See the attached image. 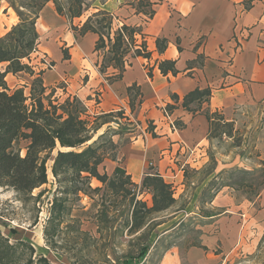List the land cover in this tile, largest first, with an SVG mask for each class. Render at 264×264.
<instances>
[{"label":"crops","instance_id":"1","mask_svg":"<svg viewBox=\"0 0 264 264\" xmlns=\"http://www.w3.org/2000/svg\"><path fill=\"white\" fill-rule=\"evenodd\" d=\"M137 2L107 0L100 4L96 0L94 4L113 16L112 33L122 25L138 28L135 44L143 41L150 53L145 58L130 51L124 57L120 79L114 78L116 69L100 71L104 52L94 50L98 36L87 33L75 37L69 21L56 13L52 2L47 3L36 22L37 48L53 65L43 72V85L47 91H57L61 98L75 96L93 115L123 110L125 116L140 124V131L121 145L115 167L140 186L146 165L152 162L161 177L172 183L182 178L174 164L181 143L193 149L207 143L205 111L217 112L229 121L237 108L264 102V0H148L152 17L139 11ZM84 20V16L74 19L73 25ZM17 22L16 14L6 4L0 10V37ZM157 39L167 41L162 53L157 49ZM165 60L174 61L177 75L160 73L158 65ZM20 74H7L10 89L20 87L14 84ZM133 85L139 89L141 103L138 105V98L131 113L127 88ZM207 88L210 100L201 106L191 105L194 114L181 107L187 93ZM167 105L174 109L165 116ZM178 122L183 127L174 129L171 125ZM149 123L156 137L147 132ZM211 202L213 211L199 216L204 221L201 247L193 245L185 252L186 264H209L217 243L235 252L251 232L258 233L264 227V187L249 211L225 194ZM256 205L260 207L257 212ZM178 259L171 250L158 264H179Z\"/></svg>","mask_w":264,"mask_h":264},{"label":"rangeland","instance_id":"2","mask_svg":"<svg viewBox=\"0 0 264 264\" xmlns=\"http://www.w3.org/2000/svg\"><path fill=\"white\" fill-rule=\"evenodd\" d=\"M6 4L9 6L6 0H0V10ZM141 10L149 11V8L141 7ZM92 12L93 8H90L84 17ZM135 46L139 47L138 44ZM133 48L130 51L133 52ZM31 66L34 73L46 71L39 58ZM16 79L14 84L29 96L32 77L22 72ZM65 98L57 91L53 92L52 100L62 102ZM110 120L97 133H105L100 143L110 139L115 144L114 148L103 149L104 160L98 167L99 173L108 178H112L121 145L140 131V124L132 119ZM224 121L230 124L221 125V131H213L205 145L193 149L181 143L176 149L174 164L182 178L178 177L172 183L163 178L173 189L176 203L172 208L144 218L139 206L136 222H132L131 208L121 194L90 179L79 182L84 191L69 195L66 211L53 220L51 201L61 194H57L60 184L51 175L52 162L48 161V183L30 195H19L12 189L0 187L1 235L12 244L23 241L32 246L33 257L43 256L51 264H158L171 250L178 256L179 264H186L185 252L193 245H201L199 239L204 221L199 216L213 211L211 197L213 201L219 194L231 196L235 204L242 203L249 211L264 187V166L261 164L264 163V102L241 106L234 111L231 120ZM172 125L178 129L175 123ZM24 146L25 143H20L21 148ZM157 175L161 177L160 173ZM136 198L148 207L152 205L147 189L137 190ZM255 207V212L260 210L258 205ZM245 218L247 220L249 216ZM136 224H140V228L134 229ZM252 233L235 252H231L232 248H223L220 243L215 244L212 249L215 258L211 257L209 264H264V227L258 233Z\"/></svg>","mask_w":264,"mask_h":264},{"label":"trees","instance_id":"3","mask_svg":"<svg viewBox=\"0 0 264 264\" xmlns=\"http://www.w3.org/2000/svg\"><path fill=\"white\" fill-rule=\"evenodd\" d=\"M6 1L16 14L18 22L0 37V67L4 65L0 68V187L12 189L19 195H30L35 189L48 183L47 162L51 161L49 170L54 180L60 184L57 194H61L53 197L51 201L53 220L56 216L59 219L66 211L69 195L84 191L79 182H89L90 179H96L112 192L121 194L122 199L127 201L131 208L132 222H136V209L139 206L144 218L172 208L176 203L172 186L157 174L145 175L141 185L137 186L118 166L114 168L112 178L99 173L98 167L104 160L103 149L114 148L115 144L110 139L103 144L100 143L105 133L99 135L97 133L103 125L111 121L110 119L123 118L129 121L123 110L90 116L84 104L75 96H68L62 102L52 100L55 90L46 93L42 79L44 71L34 73L32 66L26 63V60L30 62L31 54L38 50L39 35L36 22L40 12L49 2L53 3L59 16L69 21L75 37H83L87 33L98 36L94 50L104 52L100 71L105 72L109 67L116 69L118 73L114 76L115 79L121 78L124 57L131 48L134 47V56L145 58L150 56L144 42L135 48L134 37L139 29L122 25L112 33L113 16L94 6L96 0ZM106 1L99 0V3L104 4ZM136 6L139 11H142L141 7H151L148 0H138ZM90 8H93V12L88 14L81 24L73 25V20L83 17ZM144 13L150 17L154 14L151 9ZM156 45L158 51L162 53L166 49L167 41L157 39ZM66 57L64 53V58ZM158 68L163 75L171 73L175 76L178 73L174 61H161ZM22 72L32 77L29 96L24 94L23 88L10 89L5 80L9 73L14 75ZM127 93L129 108L133 113L138 98V105L141 103V94L134 85L127 88ZM210 97V89H195L183 97L181 107L194 114L196 110L191 105L201 106L208 103ZM172 98L177 100L176 95H172ZM173 109L172 105L165 107L166 111ZM205 116L209 123L208 136L213 131H219L221 125L230 124L217 112L210 113L207 110ZM175 125L179 129L183 127L179 122ZM146 130L152 137H156L151 123ZM20 143H25V146L21 148ZM261 164L264 166L263 162ZM126 185H130L131 188H125ZM141 189H147L151 193L150 207L144 201L137 200L136 191ZM212 199L213 197L209 201ZM133 228H140V224L134 225ZM145 252L146 250L142 257ZM33 254L32 246L23 241L12 244L0 233V264H51L47 258L33 257Z\"/></svg>","mask_w":264,"mask_h":264},{"label":"built area","instance_id":"4","mask_svg":"<svg viewBox=\"0 0 264 264\" xmlns=\"http://www.w3.org/2000/svg\"><path fill=\"white\" fill-rule=\"evenodd\" d=\"M138 46H140V44H138ZM37 58H39L40 60H41V63H42V65L44 66V68L46 69V70H51L52 68H53V65H52V63L49 61V58H48V56L46 55V54H41L40 52H39V50H37V51H35L33 54H31V60H30V62H28L27 60H26V63H28V64H30V65H32L33 63H34V60H36ZM96 100H98L99 101V98L98 97H96ZM163 112H164V115L165 116H168L167 115V112L165 111V110H163ZM173 128H174V126L173 125H171ZM183 168V165L182 166H180V169H182ZM150 169H152L154 172H149L148 170H150ZM179 170V169H178ZM158 171V170H157ZM157 171H155V166H154V164L152 163V162H148L147 163V165H146V171L143 173V175L145 176V175H151V174H159V172H157Z\"/></svg>","mask_w":264,"mask_h":264}]
</instances>
